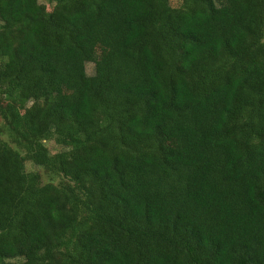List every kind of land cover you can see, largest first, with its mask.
Masks as SVG:
<instances>
[{
    "label": "trees",
    "instance_id": "trees-1",
    "mask_svg": "<svg viewBox=\"0 0 264 264\" xmlns=\"http://www.w3.org/2000/svg\"><path fill=\"white\" fill-rule=\"evenodd\" d=\"M49 2L0 0V264H264V0Z\"/></svg>",
    "mask_w": 264,
    "mask_h": 264
},
{
    "label": "rangeland",
    "instance_id": "rangeland-1",
    "mask_svg": "<svg viewBox=\"0 0 264 264\" xmlns=\"http://www.w3.org/2000/svg\"><path fill=\"white\" fill-rule=\"evenodd\" d=\"M172 5H179L180 4V0H170ZM41 3L45 4L47 6L48 9H52L53 4L51 2H49V0H40ZM95 71V63L94 62H88L87 63V72L88 74H93ZM3 126V118L0 115V139H4L9 141L8 136L1 132V128ZM46 145L48 146L49 150L51 151V153H56L59 152L63 149V147H61L60 145H58L54 140H46ZM11 143V142H10ZM13 146H15L13 143H11ZM26 168L28 171H38L41 173L42 176V181L43 182H54V183H59L62 180H64V177L61 175H50L48 174L45 169L41 166L35 165L34 163H32L30 160L26 161Z\"/></svg>",
    "mask_w": 264,
    "mask_h": 264
}]
</instances>
